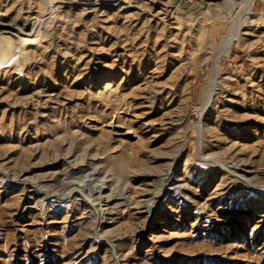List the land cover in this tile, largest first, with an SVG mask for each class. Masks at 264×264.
Masks as SVG:
<instances>
[{
    "label": "rangeland",
    "instance_id": "1",
    "mask_svg": "<svg viewBox=\"0 0 264 264\" xmlns=\"http://www.w3.org/2000/svg\"><path fill=\"white\" fill-rule=\"evenodd\" d=\"M55 1L0 0V264H264V0L204 17L194 0ZM166 176L213 228L179 204L137 213ZM82 178L125 207L86 217L77 196L40 225L42 194Z\"/></svg>",
    "mask_w": 264,
    "mask_h": 264
},
{
    "label": "bare ground",
    "instance_id": "2",
    "mask_svg": "<svg viewBox=\"0 0 264 264\" xmlns=\"http://www.w3.org/2000/svg\"><path fill=\"white\" fill-rule=\"evenodd\" d=\"M106 1L108 0H57L53 2V7L51 5V11L53 13V11L56 12L57 8L61 9L65 5L72 4V5L80 6L83 11H85L87 14H90V13H95L102 6V4H104ZM147 1L149 3H152L154 7L157 5L156 2H158V0H147ZM210 1L211 0H194L192 4H189V5L185 4L184 7H189L186 10V12L190 10H194V14H198V16L204 17L206 15V9L208 5H210ZM166 8L165 9L162 8L163 10L156 12V16H163L164 19H168V20L172 19V17L168 16L170 12H167ZM172 9H174L173 14L178 15V6H173ZM181 16L183 15L181 14ZM184 18L186 19L188 17H184ZM252 22L253 20L249 19L247 14H244L240 28L242 30L251 31L253 28ZM262 27H264V25ZM100 91L102 93H107L108 95L112 93L108 85L103 86V89ZM119 128H120L119 125H112V129L115 130L116 132L120 131ZM123 135L128 136L129 133L126 132ZM232 170L233 171L231 172V174L233 176H236L243 180H247L245 173H250L247 170L239 169L235 167H232ZM160 183H161V186L160 188H158L156 192L155 200L150 201L148 199L147 201L146 199L145 200L143 199L138 202L136 201L137 202L136 208H137L138 214L147 213L150 218H153V216L158 214V211L162 210V208H164L166 204H179L182 206L183 209H191L189 212H191L192 214H195V221L192 224L195 230H199L202 228H213L212 225L214 221L212 220V218L206 215L202 210L193 209L194 205L193 206L190 205L191 203L190 196L183 193V189H182L183 187L176 184L174 178H171L170 176H166L164 177V179H162V182ZM105 191H106L105 187L99 184L97 181H94L93 179L88 180L87 178H82V180L73 181L72 183H70V185L67 186V192L62 197L58 195H50V194L43 193L42 194L43 199L38 209V213H39L40 220H41L40 225H44L45 222L47 221L46 219L53 214L60 213V212L67 213V211L70 212L72 205L74 204L76 200H78L77 198H75L77 196L81 197L79 200L83 204L87 203L89 205L88 210L85 212L86 217H96V218L103 217L104 218L106 215H112L113 210L115 209L116 206L125 207L124 206L125 204L121 202L119 203V201L121 200L110 198L109 194L108 195L105 194ZM26 208L32 209L31 207H26ZM123 210H125V208H123ZM253 218L254 219L258 218L260 223H264V215L263 216L256 215ZM51 223H54V222H51ZM46 224H49V223H46Z\"/></svg>",
    "mask_w": 264,
    "mask_h": 264
}]
</instances>
